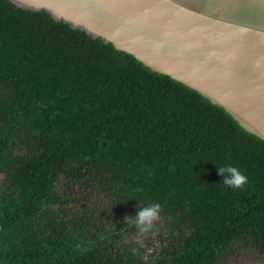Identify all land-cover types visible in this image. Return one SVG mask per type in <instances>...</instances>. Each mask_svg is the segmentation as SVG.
<instances>
[{
    "label": "trees",
    "instance_id": "1",
    "mask_svg": "<svg viewBox=\"0 0 264 264\" xmlns=\"http://www.w3.org/2000/svg\"><path fill=\"white\" fill-rule=\"evenodd\" d=\"M225 166L243 189L224 186ZM154 203L152 230L126 225ZM239 251L264 256V140L111 43L0 0V264H230Z\"/></svg>",
    "mask_w": 264,
    "mask_h": 264
},
{
    "label": "water",
    "instance_id": "2",
    "mask_svg": "<svg viewBox=\"0 0 264 264\" xmlns=\"http://www.w3.org/2000/svg\"><path fill=\"white\" fill-rule=\"evenodd\" d=\"M10 1L133 55L264 140V0Z\"/></svg>",
    "mask_w": 264,
    "mask_h": 264
},
{
    "label": "clouds",
    "instance_id": "3",
    "mask_svg": "<svg viewBox=\"0 0 264 264\" xmlns=\"http://www.w3.org/2000/svg\"><path fill=\"white\" fill-rule=\"evenodd\" d=\"M259 66V62H258ZM218 174L223 177L222 182L224 186L231 187L233 189H243L248 183V177L242 174V172L232 166H225L218 168ZM161 211V205L154 203L146 205L137 209L134 216H126L124 218L126 225H133L139 234H144L154 228L155 221L159 219V213ZM139 242V237H137ZM78 251H88L87 248H80L77 246Z\"/></svg>",
    "mask_w": 264,
    "mask_h": 264
},
{
    "label": "rangeland",
    "instance_id": "4",
    "mask_svg": "<svg viewBox=\"0 0 264 264\" xmlns=\"http://www.w3.org/2000/svg\"><path fill=\"white\" fill-rule=\"evenodd\" d=\"M230 264H264V258L258 254L255 255L254 252L239 251L238 256H235Z\"/></svg>",
    "mask_w": 264,
    "mask_h": 264
},
{
    "label": "flooded vegetation",
    "instance_id": "5",
    "mask_svg": "<svg viewBox=\"0 0 264 264\" xmlns=\"http://www.w3.org/2000/svg\"><path fill=\"white\" fill-rule=\"evenodd\" d=\"M256 254H258V253H256V252H255V255H256ZM258 255H259V254H258ZM259 256H262V257L264 258V256H263V255H259Z\"/></svg>",
    "mask_w": 264,
    "mask_h": 264
}]
</instances>
